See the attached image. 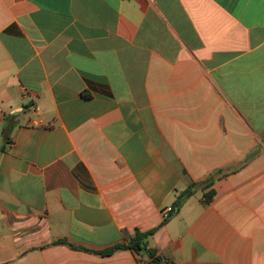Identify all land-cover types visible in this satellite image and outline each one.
<instances>
[{
    "label": "crops",
    "instance_id": "0c3cea01",
    "mask_svg": "<svg viewBox=\"0 0 264 264\" xmlns=\"http://www.w3.org/2000/svg\"><path fill=\"white\" fill-rule=\"evenodd\" d=\"M153 229L264 264V0H0V264H154L97 253Z\"/></svg>",
    "mask_w": 264,
    "mask_h": 264
},
{
    "label": "trees",
    "instance_id": "16d2710c",
    "mask_svg": "<svg viewBox=\"0 0 264 264\" xmlns=\"http://www.w3.org/2000/svg\"><path fill=\"white\" fill-rule=\"evenodd\" d=\"M218 172H215V174H217ZM214 174V173H213ZM216 175H211L209 176L207 179V183L209 182L210 183V180H213L214 177ZM198 183H192L191 185H189V187H187L185 190L181 191L175 202H174V208H173V212H175L179 207L180 205L182 204V202L184 201V199L186 197H188L189 195H191L195 189V186L197 185ZM212 192H208L206 194V198L208 200V198H210ZM154 231L153 230H150L148 232H144V233H141V232H138L136 231L134 236L130 237L126 243H119V244H115L109 248H106L104 250H101V251H97L98 254L100 255H107V254H110L112 253L113 251L115 250H118V249H122V248H131V249H134L136 251H139V250H145L146 253L151 257V259L153 260L154 264H169L168 262H163L161 261V259H159L157 256L154 255V251L151 250V249H146V242L144 241V237H146L147 235L151 234L152 232Z\"/></svg>",
    "mask_w": 264,
    "mask_h": 264
},
{
    "label": "built area",
    "instance_id": "2783aa9c",
    "mask_svg": "<svg viewBox=\"0 0 264 264\" xmlns=\"http://www.w3.org/2000/svg\"><path fill=\"white\" fill-rule=\"evenodd\" d=\"M172 211H173V208L171 206H167L166 208H163L160 211L161 219L165 220L166 218H168Z\"/></svg>",
    "mask_w": 264,
    "mask_h": 264
}]
</instances>
